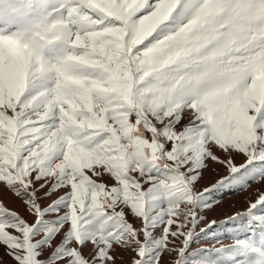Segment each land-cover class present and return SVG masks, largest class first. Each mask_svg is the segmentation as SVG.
<instances>
[{
  "label": "snow or ice",
  "instance_id": "obj_1",
  "mask_svg": "<svg viewBox=\"0 0 264 264\" xmlns=\"http://www.w3.org/2000/svg\"><path fill=\"white\" fill-rule=\"evenodd\" d=\"M0 193L11 264H264V0H0Z\"/></svg>",
  "mask_w": 264,
  "mask_h": 264
},
{
  "label": "rangeland",
  "instance_id": "obj_2",
  "mask_svg": "<svg viewBox=\"0 0 264 264\" xmlns=\"http://www.w3.org/2000/svg\"><path fill=\"white\" fill-rule=\"evenodd\" d=\"M222 170L217 169L216 171H209L205 174V180L202 182V186H207L213 182L216 178L217 172ZM258 184H252L246 191H234L228 193H215V199L218 201L213 205L212 208L203 213L205 219L197 228L199 231L201 228H205L209 221L215 220L217 224L212 227L206 234H204L199 241L192 245L193 248H199L202 246L215 245L219 247L221 244H231L233 242L231 233L233 229L238 227L237 222H228L227 224L222 223L227 220L229 216H232L236 212L243 211L248 204L250 199H255V190L260 188ZM10 206H15L14 203H9ZM215 234L219 237V243L216 240L210 239ZM124 260L130 256V253H122ZM164 264H170V257L164 256ZM5 264V263H4Z\"/></svg>",
  "mask_w": 264,
  "mask_h": 264
},
{
  "label": "bare ground",
  "instance_id": "obj_3",
  "mask_svg": "<svg viewBox=\"0 0 264 264\" xmlns=\"http://www.w3.org/2000/svg\"><path fill=\"white\" fill-rule=\"evenodd\" d=\"M0 195H2L8 201V203H14L15 206L17 207L19 206L18 201H15V199L11 196V194L0 193ZM0 259H3L5 264H11L10 258L4 255L2 249H0Z\"/></svg>",
  "mask_w": 264,
  "mask_h": 264
}]
</instances>
